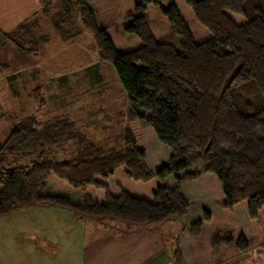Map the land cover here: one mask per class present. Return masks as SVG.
Segmentation results:
<instances>
[{
	"label": "trees",
	"instance_id": "trees-1",
	"mask_svg": "<svg viewBox=\"0 0 264 264\" xmlns=\"http://www.w3.org/2000/svg\"><path fill=\"white\" fill-rule=\"evenodd\" d=\"M125 1L126 21L109 32L94 2L78 0L128 97L120 131L98 140L68 117L20 120L0 141V219L52 207L125 226L179 222L176 246L187 234V248L211 264L247 255L264 246V0ZM124 35L131 49L119 52ZM50 179L85 200L46 194Z\"/></svg>",
	"mask_w": 264,
	"mask_h": 264
},
{
	"label": "rangeland",
	"instance_id": "rangeland-1",
	"mask_svg": "<svg viewBox=\"0 0 264 264\" xmlns=\"http://www.w3.org/2000/svg\"><path fill=\"white\" fill-rule=\"evenodd\" d=\"M2 2L0 0V31L12 35L17 44L4 42L0 46V141L28 116H36L42 122L68 117L78 121L86 135L98 140L114 138L123 122L117 117L129 108L128 97L114 66L102 60L101 63L98 58L96 63L92 61L91 53L97 46L81 20L78 0H39L36 11H32L34 17L28 15V10L8 7ZM126 7L125 0H105L93 10L97 24L109 32L114 31L113 25L126 21ZM45 10L48 12L44 13ZM85 35L89 37L88 42L83 39ZM169 37L179 49L178 36L170 34ZM35 42H39L38 56L29 57L28 52L21 51V48L35 49ZM129 42L130 36L124 35L117 51H129ZM96 54L98 56V50ZM88 62H93L91 66L95 68L88 69ZM43 63L47 69L38 68ZM80 65L81 69H77ZM36 89H40L44 104L36 98ZM138 128L142 146L148 148L152 138L149 130L144 125ZM57 183L50 179L45 193L69 196L76 203H82L84 195L87 196ZM112 225L107 232L116 233L115 229L122 228L123 224L114 222ZM243 257L247 262L264 264V246L250 250Z\"/></svg>",
	"mask_w": 264,
	"mask_h": 264
},
{
	"label": "crops",
	"instance_id": "crops-1",
	"mask_svg": "<svg viewBox=\"0 0 264 264\" xmlns=\"http://www.w3.org/2000/svg\"><path fill=\"white\" fill-rule=\"evenodd\" d=\"M104 1L91 0L94 2L93 9ZM4 3L8 7L17 6L24 11L28 10L30 13L27 14L31 17L39 0H3ZM83 39L89 41L87 35ZM44 43L48 44L46 41ZM96 51L91 53L94 63L97 58L100 59ZM39 52L40 48L27 56H38ZM93 62H88L90 68L86 64L82 65L91 70L95 68L91 66ZM100 62L103 63L101 59ZM45 65L43 63L38 68L47 69ZM3 67L9 69L6 65ZM77 69H81V65ZM112 224L91 218L78 219L65 208L34 207L18 210L0 219V264H211L196 256L191 240L192 247L190 250L187 248V234L181 237L179 246H176L174 238L182 229V223L120 225L122 228H116V233L107 232L114 226ZM195 246L197 248V243ZM178 249L182 254V263L178 259ZM253 263L250 260L247 262L243 256H219L213 264Z\"/></svg>",
	"mask_w": 264,
	"mask_h": 264
}]
</instances>
